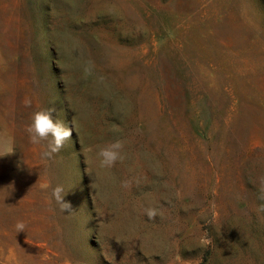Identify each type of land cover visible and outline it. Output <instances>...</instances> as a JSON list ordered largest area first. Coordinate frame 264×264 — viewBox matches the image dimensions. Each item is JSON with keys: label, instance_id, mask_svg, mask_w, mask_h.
<instances>
[{"label": "rangeland", "instance_id": "1", "mask_svg": "<svg viewBox=\"0 0 264 264\" xmlns=\"http://www.w3.org/2000/svg\"><path fill=\"white\" fill-rule=\"evenodd\" d=\"M0 264H264V0H0Z\"/></svg>", "mask_w": 264, "mask_h": 264}, {"label": "clouds", "instance_id": "2", "mask_svg": "<svg viewBox=\"0 0 264 264\" xmlns=\"http://www.w3.org/2000/svg\"><path fill=\"white\" fill-rule=\"evenodd\" d=\"M26 105H30V101H25ZM57 109L45 107L33 113L31 123L25 128V131L32 144H41L47 142L45 150L41 153V158L50 160L55 154L59 153L73 136V129L62 119L56 118ZM124 142L120 139L110 141L103 146H100L97 151L99 166L101 168L110 169L118 161L123 159ZM127 186V182L125 183ZM69 190H66L63 185H57L52 189L51 198L59 205L62 212L71 213L74 209L70 201H67ZM148 217L154 218L157 215L156 209L147 210ZM26 225L23 221H17L15 229L17 234L24 232ZM201 245H207L210 241L206 236L200 238Z\"/></svg>", "mask_w": 264, "mask_h": 264}]
</instances>
